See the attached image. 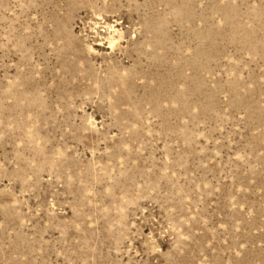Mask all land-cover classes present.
Listing matches in <instances>:
<instances>
[{"label": "rangeland", "instance_id": "rangeland-1", "mask_svg": "<svg viewBox=\"0 0 264 264\" xmlns=\"http://www.w3.org/2000/svg\"><path fill=\"white\" fill-rule=\"evenodd\" d=\"M0 264H264V0H0Z\"/></svg>", "mask_w": 264, "mask_h": 264}]
</instances>
